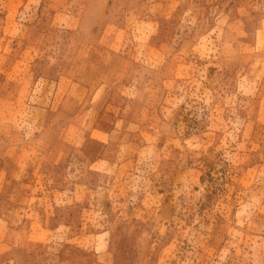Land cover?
<instances>
[{
	"label": "rangeland",
	"instance_id": "rangeland-1",
	"mask_svg": "<svg viewBox=\"0 0 264 264\" xmlns=\"http://www.w3.org/2000/svg\"><path fill=\"white\" fill-rule=\"evenodd\" d=\"M0 264H264V0H0Z\"/></svg>",
	"mask_w": 264,
	"mask_h": 264
}]
</instances>
